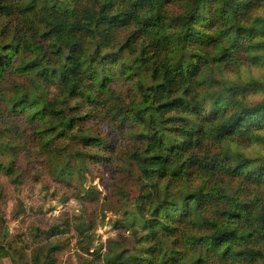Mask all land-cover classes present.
I'll return each mask as SVG.
<instances>
[{"label": "clouds", "instance_id": "clouds-1", "mask_svg": "<svg viewBox=\"0 0 264 264\" xmlns=\"http://www.w3.org/2000/svg\"><path fill=\"white\" fill-rule=\"evenodd\" d=\"M0 264H264V0H0Z\"/></svg>", "mask_w": 264, "mask_h": 264}]
</instances>
